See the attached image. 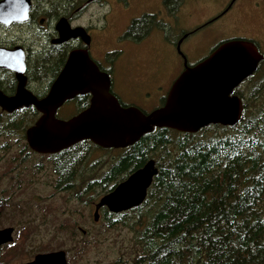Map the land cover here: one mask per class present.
Returning a JSON list of instances; mask_svg holds the SVG:
<instances>
[{
	"label": "trees",
	"instance_id": "trees-1",
	"mask_svg": "<svg viewBox=\"0 0 264 264\" xmlns=\"http://www.w3.org/2000/svg\"><path fill=\"white\" fill-rule=\"evenodd\" d=\"M145 20L130 27L134 31ZM129 29L126 35L134 37ZM235 94L244 103L235 127L211 125L196 134L155 129L133 146L104 150L117 153L109 168L87 172L82 180L76 175L79 147H99L84 141L46 156L56 164V189L71 192L84 207H92L150 159L156 161L158 174L141 206L121 214L100 211L106 229L122 225L136 234L137 251L115 264H264V103L246 102L238 89ZM89 102L90 95L80 96L78 112ZM38 116L34 107L15 114L0 110V132L25 137ZM76 231L71 224V235ZM88 236L86 231L82 242ZM85 248L77 247L80 256Z\"/></svg>",
	"mask_w": 264,
	"mask_h": 264
},
{
	"label": "rangeland",
	"instance_id": "rangeland-1",
	"mask_svg": "<svg viewBox=\"0 0 264 264\" xmlns=\"http://www.w3.org/2000/svg\"><path fill=\"white\" fill-rule=\"evenodd\" d=\"M108 1V5L87 11L81 21L106 29L103 33V37H106L102 42L98 39L101 52L95 54L110 68L113 94L122 104L127 105L135 100L131 83L126 78L129 72L127 67H130L134 57L143 65H150L158 48L154 47L151 53L144 47L135 54L130 51L129 56L125 55L126 52L120 56L112 53L128 50V44L131 46V41L124 37L125 32L135 18L150 12V1L132 0L129 6H126L124 0ZM230 2L184 0L170 34L176 40L190 34L181 46L189 66L200 63L221 43L233 39H252L264 54V0H239L232 11L223 14ZM158 7L157 4L155 9ZM162 49H166L174 60L175 72L172 76L178 77L184 70L183 59L171 43ZM107 53L109 59L105 58L104 61ZM151 66L156 69V66ZM49 80V77L43 76L31 86L45 87ZM238 90L246 102L256 100L260 104L264 103V63ZM159 106L154 102L143 111L150 113ZM76 112L74 105L68 103L58 112L57 117L67 119L76 115ZM116 154V151H86V148L79 147L76 175L82 177V180L90 176L86 175L87 172H105ZM55 166L54 160L32 152L26 138L20 133L7 135L5 131L0 132V230H15L14 241L0 249V264L29 263L38 254L60 250L66 252L68 264H115L118 260H129L137 251L135 232L122 225L106 229L102 218L95 222L94 205L84 207L71 192L56 189L58 175L54 171ZM67 224L69 228L65 227ZM71 224L77 227L75 236L70 233ZM83 230L89 232L85 243L82 242L86 235ZM84 244L86 252L80 256L76 249Z\"/></svg>",
	"mask_w": 264,
	"mask_h": 264
},
{
	"label": "water",
	"instance_id": "water-1",
	"mask_svg": "<svg viewBox=\"0 0 264 264\" xmlns=\"http://www.w3.org/2000/svg\"><path fill=\"white\" fill-rule=\"evenodd\" d=\"M236 2L231 0L228 8ZM19 4L12 8L11 4ZM31 0H4L0 3V22H25L29 18ZM58 42L81 38L87 45L90 37L82 27L72 28L66 19L57 25ZM180 50V45H179ZM2 68L16 73L19 82L15 96L0 91V109L13 114L34 107L38 119L26 132L31 151L39 155H53L80 142L90 141L102 149H125L139 142L155 129H170L182 134H196L211 125L235 127L244 113L243 102L235 90L253 76L263 55L255 43L245 39L228 40L220 44L207 58L188 66L173 83L163 106L144 113L136 107H124L111 91L110 76L101 71L86 50L72 51L52 83L48 94L37 98L30 92L25 76V55L0 50ZM90 95L88 107L68 119L57 118V111L77 96ZM158 174L154 159H150L94 205L93 218L100 219V210L112 214L128 212L141 206ZM84 234L85 231H82ZM14 228L0 230V248L14 241ZM24 264H68L65 251L38 254Z\"/></svg>",
	"mask_w": 264,
	"mask_h": 264
},
{
	"label": "flooded vegetation",
	"instance_id": "flooded-vegetation-1",
	"mask_svg": "<svg viewBox=\"0 0 264 264\" xmlns=\"http://www.w3.org/2000/svg\"><path fill=\"white\" fill-rule=\"evenodd\" d=\"M3 1L4 0H0V3ZM15 1L17 0H13V2ZM124 1L126 2V6H129L132 2V0ZM149 1V8H151L150 12H146L139 17V19L146 18L145 25H139L138 31H136V28L134 29L137 34L134 37H128L126 35L127 31L125 32L124 37L131 41V46L128 44V50L126 49L124 51L112 53L113 55L120 56V54L126 52L125 55L129 56L130 51H133L135 54L144 47L151 53L154 52V47L158 48V50L154 52V58L151 59L150 65H143L134 57L133 61L129 64L130 67H127V70L130 73L128 72L126 78L128 82L131 83L132 94L134 95L133 99L135 100L127 105L120 103L124 107H136L144 113L147 112L143 111V109L150 108L151 104L154 102L160 104L158 108L164 105L167 95L177 79L176 75L172 76L175 72L173 69V67H175V62L171 56L168 55L166 49H162V47L165 45L168 47V43H171L185 63L186 57L181 51V46L185 39L190 36V34H186L183 38L176 40L173 39L170 34L174 21L179 17V12L184 4V0H170L169 3L168 0H155L156 3L152 0ZM238 1L239 0H236L231 8H229L228 12L235 8ZM151 2L153 3L151 4ZM108 4V0H31V9L27 21H14L9 25L0 22V50H5L14 55H16L20 49L23 50L26 64V88L37 98L42 99L48 94L52 83L63 69L69 54L74 50L88 51L90 58L97 64L100 70L107 73L109 76L111 75L110 68L104 64L105 62L102 63V59H98L95 54V52H101L99 40L102 42L106 37H103V33L106 29H100L93 23L88 25L81 21L85 13L93 7H103ZM155 4H158L160 7L155 9ZM229 4L227 5V8ZM11 7L18 8L19 4L12 3ZM199 8H201V6H199ZM61 19H66L72 28H84L90 37V44L87 45L81 38L58 42L60 40V35L57 31V25ZM167 19H170L171 22L169 23ZM135 20L136 19H134L132 23ZM118 38L119 37H117V39ZM246 40L255 43L259 52L264 57V54L261 52L256 41L252 39ZM109 56V53L105 54L103 60L106 61L105 58L109 59ZM2 58L1 55L0 64L3 62ZM263 62L264 58L261 63ZM151 65L156 66V69ZM161 69L163 72H161ZM43 76L50 78L49 84L45 87L38 88L35 86L33 88L31 84L33 82H38ZM18 87L19 82L16 78V73L8 68L0 67V91L4 95L12 97L16 95ZM79 97L80 96H77L73 100L66 102L57 111V115L58 112L68 103L74 105V108L77 110L76 115L82 112L83 110L78 112L76 103ZM22 110L23 109L16 111L13 114L21 112ZM72 117L61 120H68ZM4 247L6 246H2L1 248Z\"/></svg>",
	"mask_w": 264,
	"mask_h": 264
},
{
	"label": "snow or ice",
	"instance_id": "snow-or-ice-1",
	"mask_svg": "<svg viewBox=\"0 0 264 264\" xmlns=\"http://www.w3.org/2000/svg\"><path fill=\"white\" fill-rule=\"evenodd\" d=\"M135 19H136V21H138V20H139V18H138V17H137V18H135ZM133 23L135 24V21H134ZM129 31L131 32V34H132L133 36H135V35H136V31H138V25H137V27H136V31H133L131 27H130Z\"/></svg>",
	"mask_w": 264,
	"mask_h": 264
}]
</instances>
